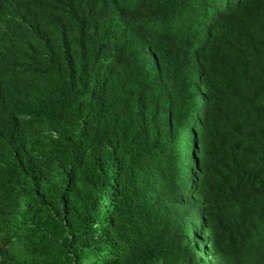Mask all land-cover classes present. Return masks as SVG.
Instances as JSON below:
<instances>
[{
    "label": "trees",
    "instance_id": "1",
    "mask_svg": "<svg viewBox=\"0 0 264 264\" xmlns=\"http://www.w3.org/2000/svg\"><path fill=\"white\" fill-rule=\"evenodd\" d=\"M0 264H264V0H0Z\"/></svg>",
    "mask_w": 264,
    "mask_h": 264
}]
</instances>
